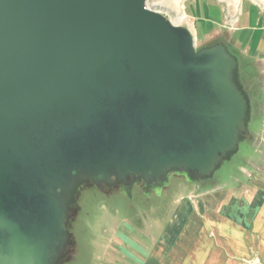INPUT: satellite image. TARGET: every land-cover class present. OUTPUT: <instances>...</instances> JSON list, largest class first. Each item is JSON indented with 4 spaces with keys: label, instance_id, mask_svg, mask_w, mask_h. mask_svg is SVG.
I'll return each instance as SVG.
<instances>
[{
    "label": "water",
    "instance_id": "obj_1",
    "mask_svg": "<svg viewBox=\"0 0 264 264\" xmlns=\"http://www.w3.org/2000/svg\"><path fill=\"white\" fill-rule=\"evenodd\" d=\"M146 1L0 0V264H53L81 173L209 177L236 149L234 59Z\"/></svg>",
    "mask_w": 264,
    "mask_h": 264
},
{
    "label": "crops",
    "instance_id": "obj_2",
    "mask_svg": "<svg viewBox=\"0 0 264 264\" xmlns=\"http://www.w3.org/2000/svg\"><path fill=\"white\" fill-rule=\"evenodd\" d=\"M185 10L200 37L208 28L219 37L224 18L235 13L228 44L264 75V0H189ZM261 144L240 179L213 181L201 190L204 184L179 182L160 226L144 218L143 225L105 219L99 264H264V137Z\"/></svg>",
    "mask_w": 264,
    "mask_h": 264
},
{
    "label": "rangeland",
    "instance_id": "obj_3",
    "mask_svg": "<svg viewBox=\"0 0 264 264\" xmlns=\"http://www.w3.org/2000/svg\"><path fill=\"white\" fill-rule=\"evenodd\" d=\"M232 1L236 3L239 0ZM188 2L189 0H147L146 8L165 17L173 26L188 30L196 52H206L219 47L234 59V82L243 93L247 104L243 122L239 124L236 149L222 160L209 177L199 178L194 173L171 171L164 179L151 182L152 180L146 181L142 176L126 173L125 181L120 182L116 180L117 174L114 171L109 181L102 182L101 175H98L99 182L95 183L86 174H79L69 184L70 187H66L65 192L61 193L62 204L66 210V236L65 244L60 248L59 256L53 259V264H99V259L95 257L101 254V248L107 243L105 238L99 236L105 219L113 217L130 222L134 220L136 225H143L142 221L150 220L158 222L160 226L169 215L170 206L166 204L180 193L179 182L187 180L189 184L197 186L204 184L200 186L201 190L208 189L213 181L228 182L234 181L235 178L240 179L241 167L249 163L253 150L262 145L264 75L254 60L244 57L228 44V30H231L235 11L233 15L224 18L219 37L214 35L213 28L206 29L205 35L200 37L197 35L200 33V27H197L196 20L186 13ZM198 189L194 188V192Z\"/></svg>",
    "mask_w": 264,
    "mask_h": 264
},
{
    "label": "flooded vegetation",
    "instance_id": "obj_4",
    "mask_svg": "<svg viewBox=\"0 0 264 264\" xmlns=\"http://www.w3.org/2000/svg\"><path fill=\"white\" fill-rule=\"evenodd\" d=\"M200 178V176H198Z\"/></svg>",
    "mask_w": 264,
    "mask_h": 264
}]
</instances>
